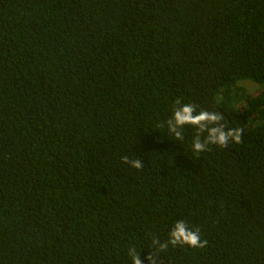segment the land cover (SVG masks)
<instances>
[{
    "label": "trees",
    "instance_id": "16d2710c",
    "mask_svg": "<svg viewBox=\"0 0 264 264\" xmlns=\"http://www.w3.org/2000/svg\"><path fill=\"white\" fill-rule=\"evenodd\" d=\"M177 99L242 142H175ZM177 221L208 244L153 248ZM131 247L264 264V0H0V264H131Z\"/></svg>",
    "mask_w": 264,
    "mask_h": 264
},
{
    "label": "clouds",
    "instance_id": "9594fccd",
    "mask_svg": "<svg viewBox=\"0 0 264 264\" xmlns=\"http://www.w3.org/2000/svg\"><path fill=\"white\" fill-rule=\"evenodd\" d=\"M224 117L220 112H209L206 110L197 111V106L191 103H183L177 99L172 109L171 117L167 120L168 134L174 141L184 140L185 127L195 129V135L191 141V148L195 154L208 150L210 145H217L221 148L227 146L229 142L241 143L243 129H227L225 124L221 123ZM123 163L128 164L135 169H141L144 164L140 158L130 160L127 156L121 157ZM208 244L206 239H201L200 229L190 228L185 222H175L169 232L168 239L160 242L155 237L152 239V247L157 251H166L169 245H187L191 248L203 249ZM128 256L131 264H143L140 259V252L135 247L128 249ZM148 264H157L156 256L149 251L145 257Z\"/></svg>",
    "mask_w": 264,
    "mask_h": 264
},
{
    "label": "rangeland",
    "instance_id": "374dc122",
    "mask_svg": "<svg viewBox=\"0 0 264 264\" xmlns=\"http://www.w3.org/2000/svg\"><path fill=\"white\" fill-rule=\"evenodd\" d=\"M239 85L244 88L245 91L250 95L256 93L259 89V87L255 83L248 80L240 82Z\"/></svg>",
    "mask_w": 264,
    "mask_h": 264
}]
</instances>
